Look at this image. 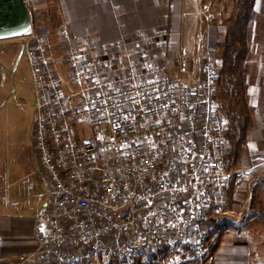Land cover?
I'll use <instances>...</instances> for the list:
<instances>
[{
  "label": "built area",
  "instance_id": "2783aa9c",
  "mask_svg": "<svg viewBox=\"0 0 264 264\" xmlns=\"http://www.w3.org/2000/svg\"><path fill=\"white\" fill-rule=\"evenodd\" d=\"M27 38L34 149L49 199L35 250L3 264H204L233 213L234 182L264 165L260 156L249 169L232 167L217 63L206 59L190 85L183 47L175 74L160 77L145 51L141 61L127 46L108 56L67 26L54 46ZM136 38L167 50L170 34Z\"/></svg>",
  "mask_w": 264,
  "mask_h": 264
},
{
  "label": "rangeland",
  "instance_id": "374dc122",
  "mask_svg": "<svg viewBox=\"0 0 264 264\" xmlns=\"http://www.w3.org/2000/svg\"><path fill=\"white\" fill-rule=\"evenodd\" d=\"M54 1L26 0L32 18L33 35L45 38L52 46L55 45L57 31L66 26L60 20ZM241 4L242 0H191L190 21L184 31L185 41L188 42L187 49H184L191 60L199 63L202 58L197 57L201 53H198L197 37L210 29V48L204 59L211 58L218 65L216 101L228 125L232 167L237 170L253 167L257 163L255 159L264 156V0H257L255 11L258 20L249 39L251 57L241 72L245 87L234 89L233 83L226 82L221 73L225 33ZM162 31L169 32L167 29L159 32ZM30 41L27 37L0 41V204L19 209H25V158L33 147L36 97L26 56L23 53L21 59L18 58L23 45ZM127 47L135 54L136 61L142 60L141 52L145 51L155 60L159 76L163 77L174 70L175 56L181 45L174 56L169 55L170 38L167 50L156 49L154 44L150 46L144 42ZM54 49L56 58H60L61 52ZM240 111L251 122L244 141L237 145L233 138L241 124ZM228 210L233 213L221 224L220 227L224 229L246 220L255 211L264 210V165L253 170L248 180L234 182Z\"/></svg>",
  "mask_w": 264,
  "mask_h": 264
},
{
  "label": "crops",
  "instance_id": "0c3cea01",
  "mask_svg": "<svg viewBox=\"0 0 264 264\" xmlns=\"http://www.w3.org/2000/svg\"><path fill=\"white\" fill-rule=\"evenodd\" d=\"M53 3L62 24L81 38L97 41L99 51L105 55H113L133 44L138 33L154 36L163 29L170 33V56H174L179 45L187 49L184 31L190 21L191 0H55ZM197 42L198 53L201 52L197 57L203 60L198 63L188 56L190 69L186 81L190 85L199 79L206 61L209 28L198 35ZM174 74L173 70L170 75ZM31 143L33 147L25 158V209L0 204V264L35 250L34 225L48 203L49 185L34 149V135ZM249 217L223 229L216 250L204 264H264V225L249 222Z\"/></svg>",
  "mask_w": 264,
  "mask_h": 264
},
{
  "label": "trees",
  "instance_id": "16d2710c",
  "mask_svg": "<svg viewBox=\"0 0 264 264\" xmlns=\"http://www.w3.org/2000/svg\"><path fill=\"white\" fill-rule=\"evenodd\" d=\"M255 2L256 0H242V4L232 24L228 26L225 33L221 73L226 82L233 83L234 89L238 87L243 89L245 87L244 77L241 75V72H243L245 64L251 57V46L249 44L250 33L258 20V15L255 11ZM242 109V112H244V108ZM242 112L240 111L241 124L233 138L237 145L244 141L251 122V119L244 116ZM249 222L261 223L264 225V210L259 212L255 211V213L249 217ZM217 245L212 248L211 255L216 250Z\"/></svg>",
  "mask_w": 264,
  "mask_h": 264
},
{
  "label": "water",
  "instance_id": "95a60500",
  "mask_svg": "<svg viewBox=\"0 0 264 264\" xmlns=\"http://www.w3.org/2000/svg\"><path fill=\"white\" fill-rule=\"evenodd\" d=\"M33 23L26 0H0V41L32 35ZM24 53L22 48L18 60Z\"/></svg>",
  "mask_w": 264,
  "mask_h": 264
}]
</instances>
